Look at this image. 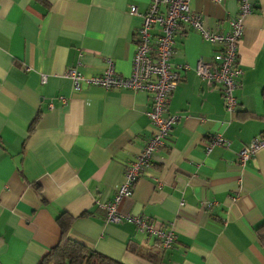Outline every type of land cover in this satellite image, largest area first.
<instances>
[{
    "label": "crops",
    "instance_id": "1",
    "mask_svg": "<svg viewBox=\"0 0 264 264\" xmlns=\"http://www.w3.org/2000/svg\"><path fill=\"white\" fill-rule=\"evenodd\" d=\"M238 49L243 73L226 107L221 85L196 71L217 62L219 43L181 25L172 62L187 63L168 111L179 116L163 146L119 204L173 228L172 248L126 220L107 222L129 165L156 128L152 94L105 89L66 76L102 75L106 59L129 76L151 0H0V264H41L70 237L126 264H264V146L242 164L241 149L264 137V0H251ZM239 0H191V10L227 32ZM157 32V29L153 30ZM46 80H43V77ZM221 134L230 145L207 149Z\"/></svg>",
    "mask_w": 264,
    "mask_h": 264
},
{
    "label": "built area",
    "instance_id": "2",
    "mask_svg": "<svg viewBox=\"0 0 264 264\" xmlns=\"http://www.w3.org/2000/svg\"><path fill=\"white\" fill-rule=\"evenodd\" d=\"M214 1L222 3L223 0ZM239 1L237 15L229 20V31L221 33L207 27L203 17L192 12L191 0H151L148 11L144 13L133 6L131 13L140 16L142 24L137 30L136 52L129 76H122L116 72L112 58L106 59V68L102 75L86 77L77 67H70L66 71V76L74 81L77 90L86 82L105 89L119 88L152 94L153 105L148 111V116L156 130L136 160L127 168L124 181L119 186L114 200L100 203V207L105 211L107 222L129 221L135 224L140 232L156 237L166 249L172 248L177 240V234L172 227L165 229L159 223L142 215H123L118 207L123 198L134 194L140 174L150 166L155 153L164 145L179 119L178 115L168 111V107L172 93L181 80V71L190 68L187 63L172 62L176 45L175 36L181 25H188L199 31L204 39L222 45L216 57L217 62L200 59L196 71L209 84L222 86L223 97L229 111L233 112L239 105L235 89L243 71L238 64V49L244 34V19L253 10L251 0ZM155 29L156 33L153 32ZM43 80H46L45 76ZM219 145L228 147L230 142L218 134L208 141L207 149L211 151ZM262 146L264 137L244 145L239 153L241 163L246 164Z\"/></svg>",
    "mask_w": 264,
    "mask_h": 264
},
{
    "label": "trees",
    "instance_id": "3",
    "mask_svg": "<svg viewBox=\"0 0 264 264\" xmlns=\"http://www.w3.org/2000/svg\"><path fill=\"white\" fill-rule=\"evenodd\" d=\"M73 218L66 212L58 217L62 229L61 240L44 257L41 264H126L104 253L91 250L70 237ZM260 239L264 245V232ZM161 243V242H160Z\"/></svg>",
    "mask_w": 264,
    "mask_h": 264
}]
</instances>
